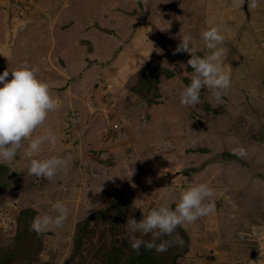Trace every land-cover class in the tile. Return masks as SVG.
I'll list each match as a JSON object with an SVG mask.
<instances>
[{"label":"rangeland","instance_id":"1","mask_svg":"<svg viewBox=\"0 0 264 264\" xmlns=\"http://www.w3.org/2000/svg\"><path fill=\"white\" fill-rule=\"evenodd\" d=\"M255 3L249 24L241 0H0V74L35 69L60 102L38 130L58 139L35 158L68 161L52 180L30 175L23 151L0 163V264H264V0ZM209 25L226 37L231 87L222 103L204 89L185 107L193 70L175 50L189 35L191 54L208 55ZM162 113L183 118L175 132ZM239 147L246 158L232 154ZM201 183L215 215L178 228L183 245L132 250V236L151 237L133 233L129 216L174 209ZM57 201L63 225L34 230Z\"/></svg>","mask_w":264,"mask_h":264},{"label":"clouds","instance_id":"2","mask_svg":"<svg viewBox=\"0 0 264 264\" xmlns=\"http://www.w3.org/2000/svg\"><path fill=\"white\" fill-rule=\"evenodd\" d=\"M255 6L253 0V7ZM201 35L209 50L208 55L201 57L191 54L189 35L180 39L175 50L176 53L190 55L187 65L193 70L190 83L180 94V103L185 107L198 105L204 89L212 92L217 103H222V95L231 87V76L225 71L223 60L228 51L223 46L225 35L218 26L213 25H209ZM156 51L162 54V50ZM59 108L58 98L53 97L49 84L37 77L35 69L21 66L15 71L5 70L0 74V163L11 164L18 153L23 151L30 158V175L52 180L59 171L63 170L66 173L68 161L63 158L56 156L43 160L35 158L45 143L54 144L58 139L50 130L44 134H39L38 130L45 125L50 114ZM25 141H28L27 146L24 144ZM232 154L246 158L247 150L243 147L234 148ZM132 174L133 172L130 177ZM213 195L214 190L209 185L201 183L182 191L174 209L167 205L154 208L146 215L143 214L139 221L129 216L126 224L133 233L139 232L142 236L151 237L144 240L132 236L130 241L132 250L138 252L144 247L163 253L168 251L172 244L183 245V240L176 230L202 217L215 215V202L209 201ZM52 207L57 215L36 218L33 223L34 230L59 228L63 225L68 215L66 205L62 201H57ZM165 237L171 239H164Z\"/></svg>","mask_w":264,"mask_h":264},{"label":"crops","instance_id":"3","mask_svg":"<svg viewBox=\"0 0 264 264\" xmlns=\"http://www.w3.org/2000/svg\"><path fill=\"white\" fill-rule=\"evenodd\" d=\"M254 14H257L256 12H251L250 13V17H252V15H254ZM254 31V30H253ZM65 49V48H64ZM68 56H71L72 58H73V60L75 59V60H77V52H76V50H74V49H69L68 51ZM76 53V54H75ZM75 54V55H74ZM74 56V57H73ZM69 58V57H68ZM72 60V61H73ZM72 61H70V62H72ZM54 70L57 72V69L56 68H54ZM105 69L104 68H102L98 73H96V75H95V77H96V79H97V76H99V75H101V72H103ZM263 150H264V147H261ZM263 150H261L260 148H258V152H256L257 154L259 153V152H261L262 154L264 153V151ZM259 157V156H258ZM260 158H264V156L263 155H261V157ZM251 222V221H250ZM249 223V221H248V219H246L245 221H243V225H246V224H248Z\"/></svg>","mask_w":264,"mask_h":264},{"label":"bare ground","instance_id":"4","mask_svg":"<svg viewBox=\"0 0 264 264\" xmlns=\"http://www.w3.org/2000/svg\"><path fill=\"white\" fill-rule=\"evenodd\" d=\"M64 50V49H63ZM74 61V60H73ZM158 117V116H157ZM162 117H165L168 119L169 121V127L167 128L169 132L173 131L174 132L177 130L176 128V124L181 123V121L183 120V118L178 119L177 117H174V115L172 113L167 114V113H162ZM167 119H166V123H167ZM185 122V121H184ZM168 124V123H167ZM166 126V124H165ZM154 127V126H153ZM163 127V126H162ZM164 133V132H162ZM166 135V134H165ZM166 137V136H165ZM93 145V144H92ZM162 145V144H161ZM73 161V160H72Z\"/></svg>","mask_w":264,"mask_h":264},{"label":"water","instance_id":"5","mask_svg":"<svg viewBox=\"0 0 264 264\" xmlns=\"http://www.w3.org/2000/svg\"><path fill=\"white\" fill-rule=\"evenodd\" d=\"M247 4H248V0H243V10H244L245 15L247 17V22H249V24H250V12L248 11ZM250 26L248 24L245 25V27L246 28L248 27L249 29H250ZM251 30H252V27H251ZM179 175H180V173H176L175 175L172 176V178L173 179L177 178V177H179Z\"/></svg>","mask_w":264,"mask_h":264},{"label":"trees","instance_id":"6","mask_svg":"<svg viewBox=\"0 0 264 264\" xmlns=\"http://www.w3.org/2000/svg\"><path fill=\"white\" fill-rule=\"evenodd\" d=\"M148 263L149 264V258L147 256L143 257H135L130 263L128 264H141V263Z\"/></svg>","mask_w":264,"mask_h":264}]
</instances>
